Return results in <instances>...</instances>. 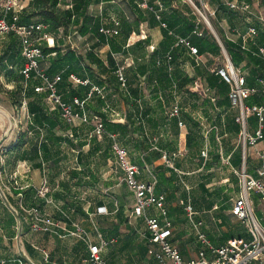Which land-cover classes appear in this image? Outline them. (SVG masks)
<instances>
[{
  "label": "crops",
  "instance_id": "crops-1",
  "mask_svg": "<svg viewBox=\"0 0 264 264\" xmlns=\"http://www.w3.org/2000/svg\"><path fill=\"white\" fill-rule=\"evenodd\" d=\"M195 1L203 4L199 0H93L87 7L84 6L76 11L78 16L71 19L65 26L60 27L54 33H47L50 34L52 43L44 40L42 44L38 45L41 48L57 46L63 53L71 50L82 60L81 66L76 63L71 64L70 67L73 69L71 74L89 83H76L70 78L71 86L67 87L65 96L61 93L63 100L67 98L66 102L73 103V98L76 96L87 99L92 86L97 85L103 89V94L94 93L91 98L87 99L88 113L90 115L99 114L101 117H103L101 114H104L111 122L123 124L126 115L125 117L120 116L119 112L106 99V96H113L115 90H122L120 84L118 81H113V75L100 71L95 61L88 58V55L92 54L102 60L106 66H108L109 60L114 61L117 66L120 64L116 55L120 54L122 64L126 66L125 74L128 83H130V74L134 79L132 91L136 87V89L139 88L136 103L140 104V108H143L141 104L142 101L145 102V97L141 98L143 89L148 90L152 102L148 108L144 109L146 115L141 122L145 126L142 136L150 138L149 128L145 125L146 120L157 119L158 115L167 116L168 119L165 117L166 119L162 122L164 124L162 128L159 120L155 121L154 128H160L157 130L159 138L164 137L174 143L175 151L169 153L167 150L161 149L159 161L164 164L162 156L163 152H166L174 160L177 170L164 164L165 170L155 172L151 165L153 161L150 164L145 158L148 156V151L143 149L139 151L141 160L138 161L132 156V161L141 168L140 179L151 180L152 176L156 177V193L165 196L168 216L173 223L170 240L179 249L185 260L195 258L202 248V244L187 218L186 211V225L182 226V223L179 222L180 218L172 209L174 207L172 200L176 198L174 178H178V181L181 182L187 196L184 210L190 202L196 212L195 219L203 222L201 229L214 245L226 244L234 237L249 238L243 224L232 214L233 204L230 205L229 199L222 198L220 194L224 191L226 183L230 184L231 180L236 179L233 174L237 175L236 171L242 162V150L238 145L234 146L230 141L231 138L228 137V134L240 132V126L235 120L237 110L231 106L229 100V84L216 72L220 67L217 63L223 56V51L227 52V50L216 36L213 27L211 30L214 34L202 22L196 12V7H194V5L197 6ZM228 1L230 0H204L206 4L212 3L213 9L209 11L215 15L214 21L218 24L221 36L231 42L242 45L243 35L247 34L251 26L257 27V35L248 44L249 50H244L247 52L246 59L237 66L242 68L245 66L242 73L246 76L247 85L256 90L247 98L246 103L264 106V68L261 66L264 64V58L258 54L259 48L264 47V0H240L249 2L255 15H249L240 10H236L238 14L232 11H217L219 5H225ZM76 2L78 0H60L59 7L75 12L74 4ZM153 14L157 18L155 23L151 20ZM84 15L92 18L91 25L86 26ZM240 19L243 20L242 23ZM83 28L86 33H82L81 29ZM101 28L117 29L118 33H105L101 31ZM196 28L201 34L195 32ZM43 33L46 32L38 34ZM180 39H184V42H181ZM191 47L198 48L200 51L197 49L195 54L191 51ZM155 50L162 57L161 66L167 70L172 79L168 89L162 91L163 93L158 91L157 96L155 92L150 91L152 86L146 87V79L153 62L152 54ZM168 54L173 56L169 61L165 58ZM54 55L56 56L55 52L51 55L47 54L41 61L45 71L49 72V69L43 66V62L46 59L53 60ZM255 55L259 56L261 60L257 59ZM158 60L155 59L156 66H160ZM68 66L69 63L65 64V67ZM141 67L146 69L144 74L140 73ZM57 74L61 73L53 75ZM0 76L4 78L3 75L0 74ZM37 79L41 82L39 85H42L43 81L40 78ZM76 93H80L83 97ZM42 94L44 96L29 97V101L38 103L48 115L58 114L62 125L67 124V126L65 128L57 126L54 130L55 135L51 137L46 129L35 125L34 115L30 113L29 125L34 124L36 129H31L33 134L27 138V142L17 149H12L13 146L5 152L0 149V187L18 213L16 216L6 206L0 194V264H29V261L22 256L21 250L35 264H93L89 261L91 252L87 242L77 236L65 233L63 229V227L74 229L75 225L82 227L88 233L93 244H101L102 240L106 242L100 255L108 264H156L155 259L148 253L150 233L146 226L145 216H137L133 212L134 195L124 183L132 197V202L129 207L131 215L126 216V221L123 220V223L122 215H97V220H95L89 212L91 206L88 205L87 196L83 197L81 191L78 195L72 190L73 184L81 187L86 186L88 176L91 179L96 178L100 171L99 166L84 162V158H88L89 155H97L104 161L107 160L112 154L111 139H109L110 153L105 159V148L109 142L105 138L106 136L100 138L92 135L93 126L89 123L68 124L62 118L60 108L49 102L44 92ZM94 99L99 105H94ZM175 102L180 107L179 118H170L167 111ZM156 109L159 113L154 114ZM6 120H10V115L8 111L0 107V133L3 131ZM179 120L184 122L183 127L179 126ZM187 120L200 129L197 135L186 123ZM81 127L89 128L90 134L88 132L81 138L79 133ZM257 128L258 118L256 115H252L248 118L249 134L253 135ZM2 137L4 139L0 148L7 144L4 134L0 136V139ZM66 143H68L67 146L72 154L62 150ZM43 144H47L50 153L42 148ZM187 144L189 147L197 144L200 148V153H198L200 162L196 163L197 167L194 165L185 166L187 163L184 162V154ZM87 145V154H84L86 152L82 147ZM36 146L37 148H35ZM216 147L217 149L214 150ZM204 150L208 152L207 157L202 156ZM213 151L216 154L212 153ZM70 156L76 164L67 168L66 173L69 179L66 181L61 176L66 170L63 168V161ZM148 159L150 160V158ZM233 160L240 164L239 167L233 164ZM250 160L251 165L249 166ZM220 161L227 165H223L226 169L221 173V183L217 188H214L216 199L207 196V194L199 198L196 193H193L192 197L193 186H190L187 181L188 175L200 172L204 181L200 179L197 184L206 190L207 186L212 184V176L206 177V173L212 171L214 166L217 167L218 164H221ZM263 163L264 139L255 146L247 148L248 172L257 176V169ZM53 174L56 175L54 180H52ZM44 182H46L48 192L46 196H41L39 189ZM119 184L122 183L119 182ZM253 197L261 201L257 194H254ZM32 208H37L43 217L58 222L61 227L50 226L49 230H32L33 214L28 212ZM91 209L94 207L92 206ZM260 212L264 214V209L261 207ZM10 213L15 216L16 224H10ZM146 215L159 218L158 210L153 206L146 210ZM132 216L137 219L138 224L141 223L140 226L143 224L145 227L143 240L133 230L134 224L130 221ZM159 219L162 220L161 217ZM91 224L97 232L94 239L93 231H89L92 229ZM42 250H45L47 255ZM209 256L211 255L209 254Z\"/></svg>",
  "mask_w": 264,
  "mask_h": 264
},
{
  "label": "built area",
  "instance_id": "built-area-1",
  "mask_svg": "<svg viewBox=\"0 0 264 264\" xmlns=\"http://www.w3.org/2000/svg\"><path fill=\"white\" fill-rule=\"evenodd\" d=\"M33 0H0V8L4 16L0 19V37L9 33L15 32L22 40L23 56L26 59L22 74L28 80L32 75L40 78L43 83L35 87L36 92L47 91V100L52 104L58 106L61 111L62 118L70 125H80L82 123H89L93 126L91 134L97 137H103L105 133L112 141V151L115 156L116 169L121 172V182L124 183L129 191L134 195L133 212L137 216H145L147 229L150 233L148 237V253L155 259L156 264H264V225L262 219L256 215L255 204L253 195L257 194L260 200L264 203V163L257 169V176H253L247 170V148L248 146H255L259 141L264 139V106L261 105H248L247 98L256 90L247 85L246 76L234 65L230 57L228 63L224 66L217 68L216 72L219 74L230 87L229 100L231 106L237 110L235 120L240 126V134L242 137V167L237 170L239 182V193L236 197L232 214L243 224L249 238L234 237L226 244L216 246L207 237L206 233L202 231V221L195 219V210L190 202L185 206V211L189 222L192 224L196 231L199 242L202 248L199 250L198 255L190 260H185L179 249L171 242L170 236L172 235V220L168 216V209L165 205V196L156 193L157 180L152 176L151 180H142L139 178L141 168L134 163L129 155L128 150L122 146L118 139L117 134L106 132L102 117L98 114L90 115L86 108L87 99L91 98L94 93L103 94V89L97 85L92 86L87 99L79 97L73 98V103H68L63 100L61 94L58 92L57 85L61 80V75L50 77L41 65L45 54L42 48L36 45V32H43L45 25L42 23H31L28 25H18L17 21L21 10ZM229 8L246 12L249 15H255L252 11V6L249 2L240 0H230L226 2ZM195 6V5H194ZM203 19L212 29V25L207 16H205L197 6ZM12 14L11 22L8 21L7 15ZM198 28L195 32H198ZM102 32L117 34V29L101 28ZM257 35V28L251 26L247 34L243 35V43L241 48L249 50L248 44L253 40L252 38ZM52 43V38L43 33L39 37ZM184 42V39H180ZM193 53H197L195 47L190 48ZM258 54L264 58V47L259 48ZM228 55V54H227ZM168 61L172 59L170 54L167 55ZM158 64L159 61H158ZM125 65H117L116 76L120 82V87L126 93H129L128 78L125 74ZM70 78L81 84H87L88 81L78 79L74 74ZM264 84V82H263ZM20 110L26 111L28 114L27 100L24 99ZM107 109V108H106ZM170 118H179L180 107L175 102L167 111ZM256 115L258 118V128L252 135L248 132V118ZM29 116V115H28ZM180 127L184 126V122L179 120ZM3 149L2 147L0 148ZM176 156V153L173 154ZM202 156L207 157V150L202 151ZM164 164L177 170L174 165V160L166 152H163ZM48 188L46 182L39 189L41 196H46ZM155 207L158 210V216H147L146 210L149 207ZM28 211V210H26ZM28 212L33 214L31 228L34 231L49 230L50 226H58V222H54L50 218H45L41 215L37 208H32ZM65 233L77 236L85 240L89 246L91 257L89 261L93 264H108L100 255L101 249L106 242L103 240L101 244H93L90 241L88 233L80 226L75 225L74 229L63 227ZM47 255L45 250H42ZM209 254L211 256H209Z\"/></svg>",
  "mask_w": 264,
  "mask_h": 264
},
{
  "label": "rangeland",
  "instance_id": "rangeland-1",
  "mask_svg": "<svg viewBox=\"0 0 264 264\" xmlns=\"http://www.w3.org/2000/svg\"><path fill=\"white\" fill-rule=\"evenodd\" d=\"M199 1H201V3L203 2V4L201 5V7L197 6L198 9L205 16L208 17L216 36L219 38L220 42L223 43L222 36H221L218 28L216 26H214V24H213V21L216 19L215 15L211 14L209 11L210 9L211 10L213 9L212 3L210 2V4H206V2H204V0H199ZM196 12L199 15V17L201 18L202 22L205 24V26L207 28H209V31L212 32L211 28L206 23V21L203 19V17L201 16V14L199 13V11L197 9H196ZM240 22L242 23L243 20L240 19ZM48 35H50V34H48ZM39 37H40V34H36L35 43L37 45L42 44L43 41L45 40L44 38L40 39ZM252 44H253V42H252ZM223 52H224L223 56L219 59V61L217 63V65H219V66H224L225 64H227L228 63V57H230L229 54L225 50ZM116 56L118 58V63L120 65H124V64H122V58L119 57L121 55L118 54ZM50 57H52V56H50ZM255 57L257 59L261 60V58L259 56L255 55ZM51 62H52L51 59H46L43 62L44 63L43 66L46 67V69H50ZM236 67H238L241 72H243L244 71L243 68H245V66L242 68L241 66H237V65H236ZM129 78H130L131 90H132V82H134L132 74L129 75ZM13 88H14L13 83H7L5 81V79L0 76V107L5 109L6 111H8V113L10 115V120L5 123V126L3 127V131H1V133H0V136L4 134L6 137L5 140H7L6 141L7 144L3 145V147H2L3 152H5L7 149H9L11 146H13L14 142H16L18 137H20V135L23 132H26L25 139H27L29 136H31L33 134L31 131H28V125L30 123L29 122V116H28L29 114L26 111H24L23 109L20 110L21 108L18 105V103L14 102L13 99H11V96L8 95V92L13 90ZM136 88H134V89H136ZM136 90L139 91V88ZM142 94H143V96L141 98L145 97V102H146V103L144 101L141 102V104L143 105V110H144V109L148 108V106H150L151 105L150 103H152V102L149 98L150 96H149L148 90L143 89ZM125 95H126V93L124 90L118 89V90H115V93L113 96L112 95H110V97L106 96L108 103L111 106L113 105L112 107L116 111L119 112L120 116L125 117V115H126L125 122L123 123V124L128 123L126 130L124 132H122L121 130L117 131L119 133V135L117 136L119 143L128 149V152H129L131 159L133 156L138 161L141 160V154L139 153L140 149L148 151V156H146L145 158L150 164H151V161H153V163L151 165L154 167L155 172H159L162 169L165 170V168H164L165 165L163 163H161V161H159L161 149L167 150L169 153H171V152L175 151V146H174V143L172 141H170L169 139H166L164 137L159 138V132H157V130L158 129L160 130V128H154V127H155V121L159 120V123L161 124V128H162L164 125L162 122H164V120L167 118V116L162 117V116L158 115L157 119L154 118V119L145 121V125H147V127L149 128V136H150V138L147 139V138L143 137L144 135L142 136V130L145 127L140 121V120H142L141 119L142 116L140 115V113L134 114L135 112H134V110H132V108H134L136 102L132 100V96L126 97ZM131 95H132V93H131ZM93 101H94V105H99V103L96 101V99H94ZM139 108H140V104H139ZM149 110L151 111L152 109L150 108ZM155 113H159L157 111V109L155 110L154 114ZM132 115H133V117L135 116L136 122L132 121ZM138 116L140 117L139 119H137ZM108 117L111 118L110 116H108ZM184 121H185V118H184ZM186 123H188V125H190L192 127V130H194L195 134L197 135L198 132L200 131V129L195 127V125L192 122H189V120H187ZM88 130H89V128H85V127L80 128L79 133L81 135V138L86 133L89 132ZM89 134H90V132H89ZM228 137L231 138L230 141L233 142V145L234 146L238 145L239 148L243 152L242 137H241L240 132H238V134L237 133L228 134ZM67 144L68 143L63 145L62 150L69 151L70 154H72V152L68 148ZM200 145H201L200 147H202V144H200ZM82 148L86 152L84 154H87L88 145L85 147H82ZM149 148H151V149L149 150ZM216 149H217V147L214 148V150H216ZM185 151H186L184 154L185 160L183 159L184 162L187 163V164H185V166L194 165L195 167H197L196 163L200 162V159L198 157V153H200L199 146L197 144H193L192 147H189V145L187 144ZM111 153L112 154L105 161L103 160L102 157H99L97 155H89L88 158L87 157L84 158V162L90 163V165L93 164L94 166L98 165L100 168V171L96 175L95 179H91L90 176H88V178H87L88 184L86 186L81 187L79 185L73 184L72 190L75 191L78 195L80 194V191H81L83 197L87 196L88 205L91 206V207H89V212H90V214H92L94 216L95 220H97V217H96L97 215H104V216H116V215L120 216V215H122L123 216L122 217V223H123V220L126 221V218H127L126 216L131 215V209L129 207H130L131 202H132V199H131L132 197H131L130 193L128 192L126 186L121 182L122 174L119 171L117 172L115 156L113 154V151H111ZM212 153L216 154V152H214V151ZM148 158H150V160ZM220 162H221V164H218L217 167L214 166V169L212 171H210L209 173H206V177L212 176V179H211L212 184L208 185L206 190H204L202 188V186L200 187L197 184L200 179H202L204 181V177L202 175H200V172H196V173L188 175L189 179H187V181L190 184V186H193L192 197H193V193H196V195H198L199 198L204 197V196H206L205 194H207V196H211V198L214 197V199H216L217 196L216 195L214 196V194L216 192V191H214L215 190L214 188H217L219 186V184L221 183V179H222L221 173L223 170L226 169L223 166L226 163L222 162V161H220ZM75 164H76V162H75V160L72 159L71 156L68 159H64L63 168L66 170L61 175L64 177V180L67 181L69 179V177L66 173L67 168L75 166ZM233 164L237 167H239V165H240V164H238V162L236 160H233ZM250 165H251V160L249 161V166ZM241 167H242V162H241L240 168ZM240 168L238 170H240ZM202 172H203V170H202ZM233 175H234V177H236V179L231 180L230 184L226 183L227 185H225L226 187H225L224 191L220 193L222 198L229 199L228 203L230 205H232L234 203V201L236 199V194H237V192H239V189H240L239 188V182H238V175H235V174H233ZM55 178H56V175L53 174L52 180H54ZM119 182H121L122 184H119ZM205 182H204V184L206 185ZM173 185H175L174 186V192L176 193V195H175L176 198L172 200L173 206H174L172 209L176 213L177 217L180 218L179 222L182 223L181 225L184 226V225H186L184 205H185L187 196H186V193H185V191L181 185V182L178 181V178H174ZM253 199L255 202L256 215L260 219H262L264 214H261L260 207L262 209H264V203L262 201L256 200L254 197H253ZM121 205H123V211L118 212L117 208L119 209V207ZM92 206L94 207V209H91ZM83 210L85 211V209H83ZM98 212H101V213H98ZM136 220L137 219H135L134 216H132V218H130V221H132V224H134L133 230L138 234L139 238L141 240H143L142 236L144 234L145 227L143 224L140 226L141 223L138 224ZM262 224L264 225L263 219H262ZM122 225H124V224H122ZM98 226H99V223H98ZM91 227H92V229L89 231H93L92 237L94 239V237H95L94 235L95 234L97 235V232H96V230H94L92 224H91ZM135 228H137V229H135ZM131 232H132V229H131Z\"/></svg>",
  "mask_w": 264,
  "mask_h": 264
},
{
  "label": "trees",
  "instance_id": "trees-1",
  "mask_svg": "<svg viewBox=\"0 0 264 264\" xmlns=\"http://www.w3.org/2000/svg\"><path fill=\"white\" fill-rule=\"evenodd\" d=\"M93 0H78L74 4L75 6V12H73L70 9H62L59 7L60 0H33L30 2L28 5H26L21 12L19 13V18L17 21L18 25H28L31 23H42L46 26V28L43 30L46 33H54L56 32L60 27L65 26L68 22L73 20V18H76L78 14L76 11H79L80 8H84V6L87 7V5ZM195 4L198 7H201L200 2L195 1ZM221 10L222 12H228L232 11L238 14L236 10H233L229 8L226 4L225 5H219L217 8V11ZM216 11V12H217ZM4 16V13L2 9L0 8V19ZM7 19L9 22L12 20V14L7 15ZM142 19H144L142 17ZM156 15H151V20L153 23L156 22ZM92 18L84 15V22L86 23V26H89L92 24ZM214 26L218 27V24L216 21H213ZM254 26V25H253ZM193 27V26H191ZM256 27V26H255ZM257 28V27H256ZM192 30V28H191ZM258 30V29H257ZM82 33H86L85 28L81 29ZM39 32H36L38 34ZM223 44L225 46V49L227 50L232 62L234 65H238L242 61L246 59V53L242 48L241 45L238 43H233L230 40L226 39L225 37H222ZM198 49V48H197ZM43 52L45 55L55 52L56 56L51 62V66L49 69V72L46 71V73L50 76L53 77V74L56 73H61V80L59 81L57 85L58 92L63 94L65 96V93L67 91V87L71 86L70 82V75L73 72V69L70 67L71 64L76 63L79 66H81L82 60L80 56H77L73 51L68 50L67 52H61V49L58 48L57 46L54 47H49L45 46L42 48ZM200 51V49H198ZM175 54V53H174ZM159 56V57H158ZM173 57V56H172ZM88 58L91 61H95L96 65L98 66L99 70L102 71L103 73H109L113 75V81H118L120 84L117 76H116V69L117 66L115 65L114 61L109 60L108 66H106L102 60L94 57L92 54L88 55ZM153 62L150 65L149 69V76L146 79V87H151V92H155L156 96L158 95V91H164L165 89H168L172 79L169 76L168 72L166 69H164L163 66H161L162 63V57L161 55L157 52V50L154 51L152 54ZM167 58V56H165ZM155 59H159L160 66H156ZM26 63V59L23 56V44L20 36L16 34L15 32H9L5 35L0 37V74L3 75L5 81L7 83H13L14 88L13 90L8 92V95L11 96V99H13L14 102H17L19 106L22 105L23 100H27V107H28V112L29 114L34 115V123L36 126L40 128H44L47 130L48 134H50L51 137L52 135H55V128L57 126H61L65 128L67 124L62 125V121L59 120L58 114L55 116L53 115H48L44 109L38 105L35 101H29V97L33 95H42V92H36L35 87L39 85L41 82L38 80L35 75H32L30 79L26 80L24 75L22 74V69L24 68ZM69 63L68 67H65V64ZM42 64V62H41ZM262 68H264V64L261 65ZM82 68V67H81ZM145 67L140 68V73L144 74ZM75 72V71H74ZM221 77V76H220ZM224 80V79H223ZM45 96L47 97L48 92L44 91ZM126 93V92H125ZM132 93V95H131ZM163 93V92H162ZM74 95V94H73ZM72 95V96H73ZM76 95L83 97L80 93H76ZM138 93L137 90H131V84L129 83V93H126V97H131L132 100L136 102V99L138 98ZM66 101L67 98H64ZM157 100H159L157 98ZM134 114L140 113L142 116L141 119L143 120L145 118V111L143 108H139V105L136 103L134 108ZM133 114V115H134ZM99 115V114H98ZM102 120L104 122L105 126V131L114 133V134H119L117 131L121 130L124 132L127 128V124H122V123H114L108 120V118L104 115L101 114ZM132 115V121L136 122L135 116L133 117ZM140 117L138 116L137 119ZM142 120H140L142 122ZM31 129H36L34 124H30L28 126V131H31ZM26 132H23L20 137L14 142L13 148L12 149H17L19 147H22L26 142L27 139H25ZM106 136L105 138L109 141L108 146L106 145L105 148V153L104 157L107 159L109 153H110V138L107 135V133L104 134ZM189 143V142H188ZM37 148V146L35 147ZM34 148V149H35ZM42 148L50 153V150L47 146V144H43ZM72 177H75V175H72ZM123 211V205H121L118 209V212ZM121 214V213H120ZM10 224H16L15 216L10 213Z\"/></svg>",
  "mask_w": 264,
  "mask_h": 264
},
{
  "label": "water",
  "instance_id": "water-1",
  "mask_svg": "<svg viewBox=\"0 0 264 264\" xmlns=\"http://www.w3.org/2000/svg\"><path fill=\"white\" fill-rule=\"evenodd\" d=\"M4 139V137H2L0 139V145L2 143V140ZM0 194H1V197L3 199V201L5 202L6 206L16 215L18 216V213L17 211L12 207V205L10 204L9 200H8V197L6 196L5 192L3 191V189L0 187ZM21 230L22 228L20 229V233H21ZM21 254L22 256L27 259L29 261V264H35L34 262H32L31 260H29L26 255L24 254V252L21 250Z\"/></svg>",
  "mask_w": 264,
  "mask_h": 264
},
{
  "label": "bare ground",
  "instance_id": "bare-ground-1",
  "mask_svg": "<svg viewBox=\"0 0 264 264\" xmlns=\"http://www.w3.org/2000/svg\"><path fill=\"white\" fill-rule=\"evenodd\" d=\"M6 116V115H5ZM5 119V118H4ZM7 121V120H6ZM3 125V124H2ZM5 126V125H4Z\"/></svg>",
  "mask_w": 264,
  "mask_h": 264
}]
</instances>
